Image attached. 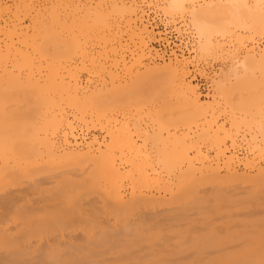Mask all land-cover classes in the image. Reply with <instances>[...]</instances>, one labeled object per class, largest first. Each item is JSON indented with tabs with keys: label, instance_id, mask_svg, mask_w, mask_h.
I'll return each mask as SVG.
<instances>
[{
	"label": "bare ground",
	"instance_id": "1",
	"mask_svg": "<svg viewBox=\"0 0 264 264\" xmlns=\"http://www.w3.org/2000/svg\"><path fill=\"white\" fill-rule=\"evenodd\" d=\"M0 264H264V0H0Z\"/></svg>",
	"mask_w": 264,
	"mask_h": 264
},
{
	"label": "rangeland",
	"instance_id": "2",
	"mask_svg": "<svg viewBox=\"0 0 264 264\" xmlns=\"http://www.w3.org/2000/svg\"><path fill=\"white\" fill-rule=\"evenodd\" d=\"M152 16V15H151ZM157 17H156V26H155V32L156 33H165V31H164V29L165 28H167V30H166V35L163 37L165 40H167V43L169 44V46H167V43H165V40H162V41H160V42H152L151 43V47L155 50V51H157L158 53H160V54H164L165 56L167 55V54H169V52H170V49H173V50H179V51H177V54H181V52L180 51H182L183 53H185V55H187V53H188V51H187V47H185L186 45V42H187V38H186V35L183 33V32H180V33H176L175 31H174V28H179V30L182 28V27H180V26H182V23L179 21V20H175V22L173 21L172 22V24H174V23H177V27H174V25H171V26H169L170 24H171V20H170V22H168L169 23V25H167L168 27H165V23L166 22H164V18H163V16H162V13L160 12V13H157V15H156ZM162 19V20H161ZM163 22H164V24H163ZM173 26V27H172ZM179 26V27H178ZM170 27V28H169ZM181 31V30H180ZM188 46V48H189V45H187ZM176 47V48H175ZM178 48V49H177ZM221 61V62H220ZM222 63V64H221ZM202 65V66H201ZM223 66V62H222V60L221 59H215L214 57H210V58H207V59H205V61H203L202 60V62L200 63V68L202 69V68H205V69H202L203 71H205L204 73L206 74V76H199V75H196L195 76V78H194V84L195 85H197L198 86V90H199V92L201 93V95L204 97V96H207V95H211L212 94V87H209V86H211L210 84H211V81L209 80V74H211V73H213V72H215V71H217V69H220V67H222ZM207 72V73H206ZM208 74V75H207ZM208 76V77H207ZM208 78V79H207ZM148 81H150V80H148ZM147 81V82H148ZM149 83V82H148ZM145 84V83H144ZM147 84V83H146ZM144 85L145 87H141L140 89H139V91L141 92H143V91H150L151 89H149V87L151 86V84L153 85V82H150V85L148 86V85ZM148 86V87H147ZM156 86V85H155ZM142 88H143V90H142ZM154 87H152V89H153ZM156 88H157V86H156ZM153 89L152 91H150L151 93L152 92H155V91H157L158 89ZM146 89V90H145ZM155 90V91H154ZM211 90V91H210ZM148 91L146 92V93H148ZM144 92V93H145ZM209 92V93H208ZM259 93H260V91H259ZM149 94V93H148ZM207 94V95H206ZM261 94V93H260ZM226 116H224V117H222V118H225ZM97 133V132H96ZM98 134V133H97ZM240 149V152H238L239 154L241 153V154H244L245 152H246V147H240L239 148ZM245 151V152H244ZM240 154V155H241ZM256 157L259 155V153L258 152H256L255 154H254Z\"/></svg>",
	"mask_w": 264,
	"mask_h": 264
}]
</instances>
